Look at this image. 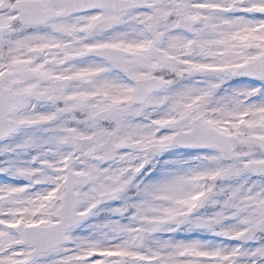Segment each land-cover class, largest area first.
<instances>
[{"label":"snow or ice","instance_id":"snow-or-ice-1","mask_svg":"<svg viewBox=\"0 0 264 264\" xmlns=\"http://www.w3.org/2000/svg\"><path fill=\"white\" fill-rule=\"evenodd\" d=\"M0 264H264V0H0Z\"/></svg>","mask_w":264,"mask_h":264}]
</instances>
